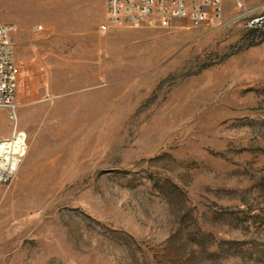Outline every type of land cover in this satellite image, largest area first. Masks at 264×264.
<instances>
[{
  "label": "rangeland",
  "instance_id": "374dc122",
  "mask_svg": "<svg viewBox=\"0 0 264 264\" xmlns=\"http://www.w3.org/2000/svg\"><path fill=\"white\" fill-rule=\"evenodd\" d=\"M263 4L133 25L107 0H0L20 69L0 143L25 148L0 264H264Z\"/></svg>",
  "mask_w": 264,
  "mask_h": 264
},
{
  "label": "built area",
  "instance_id": "2783aa9c",
  "mask_svg": "<svg viewBox=\"0 0 264 264\" xmlns=\"http://www.w3.org/2000/svg\"><path fill=\"white\" fill-rule=\"evenodd\" d=\"M227 1H232L238 9L245 7V0H107V15L109 22L117 24L139 25L145 19L156 16L162 20L188 19L197 25L210 18L221 21ZM242 16L247 14L243 12ZM248 24L251 27L264 25V4ZM107 26L104 23L102 29ZM11 29L10 24H0V107H6L9 114L15 116L19 105L20 69L15 58ZM21 144L23 146V141Z\"/></svg>",
  "mask_w": 264,
  "mask_h": 264
},
{
  "label": "bare ground",
  "instance_id": "6f19581e",
  "mask_svg": "<svg viewBox=\"0 0 264 264\" xmlns=\"http://www.w3.org/2000/svg\"><path fill=\"white\" fill-rule=\"evenodd\" d=\"M22 139L14 135L0 143V174H12L17 171L22 157ZM24 145V144H23ZM28 150V149H27Z\"/></svg>",
  "mask_w": 264,
  "mask_h": 264
}]
</instances>
